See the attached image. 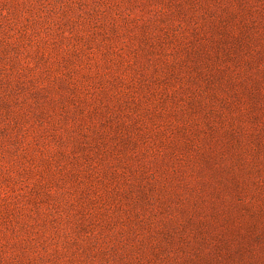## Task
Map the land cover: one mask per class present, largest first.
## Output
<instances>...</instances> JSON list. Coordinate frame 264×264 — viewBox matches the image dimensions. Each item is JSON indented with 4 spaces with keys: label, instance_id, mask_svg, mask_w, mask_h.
<instances>
[{
    "label": "rangeland",
    "instance_id": "374dc122",
    "mask_svg": "<svg viewBox=\"0 0 264 264\" xmlns=\"http://www.w3.org/2000/svg\"><path fill=\"white\" fill-rule=\"evenodd\" d=\"M0 264H264V0H0Z\"/></svg>",
    "mask_w": 264,
    "mask_h": 264
}]
</instances>
